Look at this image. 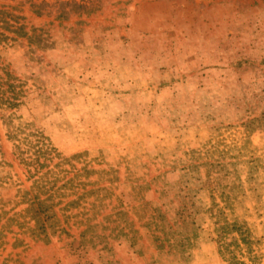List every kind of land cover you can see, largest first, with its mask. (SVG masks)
<instances>
[{
	"label": "rangeland",
	"instance_id": "1",
	"mask_svg": "<svg viewBox=\"0 0 264 264\" xmlns=\"http://www.w3.org/2000/svg\"><path fill=\"white\" fill-rule=\"evenodd\" d=\"M0 264H264V0H0Z\"/></svg>",
	"mask_w": 264,
	"mask_h": 264
}]
</instances>
